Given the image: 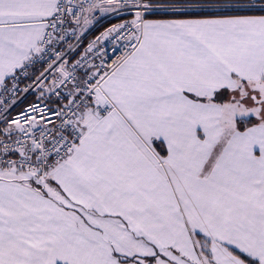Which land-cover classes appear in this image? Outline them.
<instances>
[{
	"label": "snow or ice",
	"instance_id": "1",
	"mask_svg": "<svg viewBox=\"0 0 264 264\" xmlns=\"http://www.w3.org/2000/svg\"><path fill=\"white\" fill-rule=\"evenodd\" d=\"M0 264H264V0H0Z\"/></svg>",
	"mask_w": 264,
	"mask_h": 264
},
{
	"label": "trees",
	"instance_id": "2",
	"mask_svg": "<svg viewBox=\"0 0 264 264\" xmlns=\"http://www.w3.org/2000/svg\"><path fill=\"white\" fill-rule=\"evenodd\" d=\"M121 23V18L116 16L115 14L109 16L105 20H103L101 23H99L88 35L84 38L83 43L86 45L88 41L92 38H96L98 35H100L104 30L111 27L114 24ZM32 97L29 96L27 100L24 102H27L28 100H31Z\"/></svg>",
	"mask_w": 264,
	"mask_h": 264
},
{
	"label": "built area",
	"instance_id": "3",
	"mask_svg": "<svg viewBox=\"0 0 264 264\" xmlns=\"http://www.w3.org/2000/svg\"><path fill=\"white\" fill-rule=\"evenodd\" d=\"M95 18H97V16H96ZM105 18H107V17H105ZM105 18H104V19H105ZM102 20H103V19H102ZM98 22H99V21H97V22L94 24L93 27H95V26L98 24ZM100 47H101L102 49L106 50V51L109 53V55H111L113 44H112V41H111L110 38H109L108 40H105V39L102 38L101 41H100ZM97 63H99V60H97ZM27 102H28V101H27ZM27 102H23V103H27Z\"/></svg>",
	"mask_w": 264,
	"mask_h": 264
},
{
	"label": "crops",
	"instance_id": "4",
	"mask_svg": "<svg viewBox=\"0 0 264 264\" xmlns=\"http://www.w3.org/2000/svg\"><path fill=\"white\" fill-rule=\"evenodd\" d=\"M103 14H104V13H103ZM98 15H99V16H102L101 13H98ZM104 15H109V14H104ZM104 15H103V16H104ZM93 24H94V21H93L92 25H93ZM92 25H90V27H91Z\"/></svg>",
	"mask_w": 264,
	"mask_h": 264
},
{
	"label": "rangeland",
	"instance_id": "5",
	"mask_svg": "<svg viewBox=\"0 0 264 264\" xmlns=\"http://www.w3.org/2000/svg\"><path fill=\"white\" fill-rule=\"evenodd\" d=\"M97 13H99V12H97ZM101 15L103 16L104 14L103 13H101ZM105 32V31H104Z\"/></svg>",
	"mask_w": 264,
	"mask_h": 264
}]
</instances>
